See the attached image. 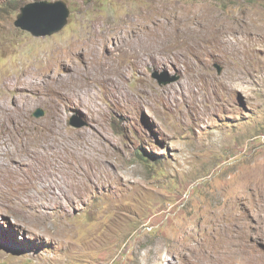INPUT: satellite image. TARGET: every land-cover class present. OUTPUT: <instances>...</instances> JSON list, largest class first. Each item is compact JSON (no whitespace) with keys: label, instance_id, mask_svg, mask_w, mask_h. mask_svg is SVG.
Listing matches in <instances>:
<instances>
[{"label":"rangeland","instance_id":"1","mask_svg":"<svg viewBox=\"0 0 264 264\" xmlns=\"http://www.w3.org/2000/svg\"><path fill=\"white\" fill-rule=\"evenodd\" d=\"M41 1L0 0V99L25 111L0 116V264H264V0H62L34 37L15 21ZM87 40L120 74L22 100L18 76H75Z\"/></svg>","mask_w":264,"mask_h":264},{"label":"bare ground","instance_id":"2","mask_svg":"<svg viewBox=\"0 0 264 264\" xmlns=\"http://www.w3.org/2000/svg\"><path fill=\"white\" fill-rule=\"evenodd\" d=\"M214 24V23H213ZM166 25V24H165ZM174 25V24H173ZM177 25V24H176ZM175 25V26H176ZM195 25V24H194ZM163 26V25H162ZM171 26V25H170ZM178 27V26H177ZM228 27V26H227ZM172 29V28H171ZM186 29V28H185ZM221 30V28H219ZM218 29V31H219ZM228 29V28H227ZM234 29V28H233ZM232 29V31H233ZM249 29V28H248ZM173 30V29H172ZM189 30V29H188ZM187 30V31H188ZM190 30L193 32L196 39L197 37H201L202 41L205 40H210L211 38L215 37L217 35V31H214L212 28L211 30H209L208 32H204L201 33L199 28H193L190 27ZM225 30V29H224ZM224 30H221L219 33H223ZM175 31H177L175 29ZM183 31V30H182ZM180 32L183 33V32ZM205 31V30H204ZM230 31V30H229ZM235 31V30H234ZM152 32V31H151ZM174 30L171 31V35H169V40L166 39V41H163V47L166 49V47H170L167 41L170 40H174L176 38V35L173 34ZM179 33V32H178ZM229 34V33H228ZM222 35V34H221ZM129 35H126V37H128ZM130 37V36H129ZM178 37V36H177ZM191 37V36H190ZM215 39V38H214ZM143 40V39H142ZM176 40V39H175ZM200 40V38H199ZM213 40V39H212ZM129 41V40H126ZM131 41V39H130ZM152 41V40H151ZM214 41V40H213ZM77 42V41H76ZM104 42V40H103ZM95 43V44H94ZM91 43L88 40L87 41H80L78 43H76L75 47L77 49H82L85 48L88 50V55L86 53L87 56V62L88 64L84 65L83 67L81 66V68H78L76 70V75H68L66 77H59V75L57 73H54L49 80L46 77H42V79H38L37 77H35V72H31V71H26L24 74H22V76H18L16 81L14 82V88L15 90L18 92V94L22 97V100L25 101H30V96H39L42 93L45 94H51V95H56L58 98L62 99V100H70L72 101H80L79 100V95L78 94H83L85 92H89L91 91V87L89 85V83L92 84H98V85H102L100 82L101 81V77L100 76H104V78L107 81H111L113 78L110 77V71H112L115 74H120L119 70L115 69V68H111L110 64H109V60L106 59V57L102 56V53L100 52V48L103 47V43H98L94 42ZM130 43V42H128ZM133 43V42H131ZM145 43V42H144ZM215 43V42H214ZM220 43V42H219ZM141 44V43H138ZM192 44L195 45L196 44V40L192 41ZM191 44V45H192ZM130 45V44H129ZM137 45V44H136ZM162 45V44H161ZM190 45V46H191ZM197 45V44H196ZM140 46V45H139ZM137 46V47H139ZM135 47V46H134ZM161 47V48H163ZM144 48V47H142ZM171 48V47H170ZM103 49V48H102ZM133 49V48H132ZM139 49V48H138ZM184 50V49H183ZM127 51V50H125ZM141 51V50H140ZM146 51V50H145ZM128 52V51H127ZM135 52V51H134ZM137 52V50H136ZM132 53V52H131ZM129 53V54H131ZM127 57L129 56L128 54L126 55ZM139 56V55H138ZM88 57V58H87ZM126 57V58H127ZM136 58H134L135 60ZM149 59V58H148ZM147 59V60H148ZM144 60V59H143ZM111 61V59H110ZM48 70V72L50 71V67L46 68ZM98 69V70H96ZM96 70V72H94ZM73 73V72H72ZM69 74V73H68ZM100 75V76H99ZM35 77V78H34ZM74 77V78H73ZM117 77V76H116ZM61 78V79H60ZM75 80L78 81V83H74V85L72 84V81ZM61 80V81H59ZM59 81V82H58ZM115 81V80H113ZM76 84V85H75ZM93 87V86H92ZM93 92V91H92ZM78 95V96H77ZM91 95V93H90ZM83 96V95H82ZM94 96L92 94V96H89V103L94 99ZM82 99V97H81ZM6 99L1 98L0 99V116H2L3 114L5 115V113L7 112H11V114L16 115L18 118L16 119V122L18 123V127L22 128L23 125L21 123H19V120L22 119L23 117L22 114L25 111H22V106H9L8 102L5 101ZM88 101V100H86ZM70 102V103H71ZM76 103V102H75ZM82 103V102H81ZM21 104V103H20ZM27 105V104H26ZM81 105V104H80ZM9 115V114H8ZM6 117V115H5ZM4 117V118H5ZM7 119V118H6ZM8 121V120H7ZM13 122V119H12ZM15 122V123H16ZM22 122V121H21ZM16 123V124H17ZM23 137V136H22ZM7 153V152H6ZM10 154V153H9ZM9 160V159H8ZM5 165V164H4ZM10 165V164H9ZM11 166H8L6 168H9ZM14 171V170H13ZM228 247V246H227ZM231 247V246H230ZM233 248V246H232ZM229 250V249H228ZM226 251V250H225Z\"/></svg>","mask_w":264,"mask_h":264},{"label":"water","instance_id":"3","mask_svg":"<svg viewBox=\"0 0 264 264\" xmlns=\"http://www.w3.org/2000/svg\"><path fill=\"white\" fill-rule=\"evenodd\" d=\"M69 9L62 0L54 2L41 1L28 3L20 8V13L16 17L15 26L30 33L34 37L52 35L59 31L66 23L69 16ZM54 22L55 26L51 29H43V23ZM221 67L217 66V72L221 73ZM152 78L159 85H167L177 81L178 77H165L164 73L154 72ZM43 111L35 113L36 117L43 116ZM70 125L74 128H80L84 124L80 120H70Z\"/></svg>","mask_w":264,"mask_h":264},{"label":"trees","instance_id":"4","mask_svg":"<svg viewBox=\"0 0 264 264\" xmlns=\"http://www.w3.org/2000/svg\"><path fill=\"white\" fill-rule=\"evenodd\" d=\"M140 158H142L143 159V156L142 155H140ZM145 160V159H144Z\"/></svg>","mask_w":264,"mask_h":264}]
</instances>
